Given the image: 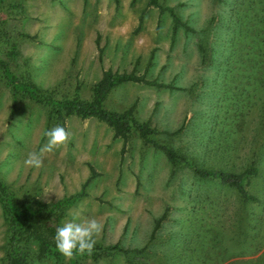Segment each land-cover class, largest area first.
Listing matches in <instances>:
<instances>
[{
  "label": "rangeland",
  "instance_id": "obj_1",
  "mask_svg": "<svg viewBox=\"0 0 264 264\" xmlns=\"http://www.w3.org/2000/svg\"><path fill=\"white\" fill-rule=\"evenodd\" d=\"M160 3L194 32L178 26L173 35L170 14H158L147 0H2L0 60L18 80L58 101L89 102L108 69L172 84L123 83L103 106L123 111L135 104L136 120L158 131L152 139L191 166L240 173L255 158L258 175L246 189L257 202L196 175L188 164L173 165L135 130L121 156L123 140L108 125L75 115L61 121L44 104L23 96L15 101L1 71L0 183L19 203L52 205L78 193L92 166L98 176L58 225L95 217L103 225L96 246L141 251L82 257L78 264H264V0ZM110 11L119 17L114 25ZM57 125L70 133L68 143L43 153L41 168L25 167ZM3 211L0 203V264L9 236ZM26 253V264H71L40 257L34 242Z\"/></svg>",
  "mask_w": 264,
  "mask_h": 264
},
{
  "label": "trees",
  "instance_id": "obj_2",
  "mask_svg": "<svg viewBox=\"0 0 264 264\" xmlns=\"http://www.w3.org/2000/svg\"><path fill=\"white\" fill-rule=\"evenodd\" d=\"M0 2H2V0H0ZM147 6L158 9L160 15L164 12L170 14L173 22V35L178 26L183 27L185 31L194 32L191 27L187 26L186 23L179 18L174 8L163 6L160 3V0H147ZM141 20L142 18L139 20V27L141 25ZM138 28H136L135 32ZM98 39L99 38L97 37L96 44H98ZM199 51L203 55L206 52L202 44L199 45ZM151 59L152 53L149 58V63L151 62ZM0 71L6 80L8 87L11 89L15 101H17L18 97L23 96L34 103L44 104L50 107L61 121H63L65 117L75 115L81 119L93 117L108 125L114 131L115 138L123 140V146L120 152L121 156H123L126 151L127 140L130 133L132 130H135L144 143L151 145L155 149L162 150L165 153L167 160L173 165L180 163L188 164V159L184 155H181L172 148L166 145H161L152 139L154 135L158 134V131L152 128L148 123H140L136 120L135 104L123 112H113L105 109L103 106V103L111 90L123 83L131 82L143 84L145 86L169 89L173 88L172 84H162L155 80H147L145 75H137L134 71L129 73H115L108 69L102 72L101 79L93 85L92 99L89 102L81 101L78 98H66L62 101H58L52 95L41 94L32 83L21 82L18 80L15 74L10 71L8 66L2 60H0ZM14 112L15 109L13 108L10 118L13 117ZM183 127L184 125L169 135L174 136L179 134ZM253 156H255V153ZM254 159L250 165L240 173H229L219 169H202L194 164H192V166L190 164L188 165L193 167L195 174L200 177L219 180L220 182L233 187L242 200L246 202H257V198L250 194L246 189L248 180L258 175V168ZM97 176L96 171L90 167V176L78 193L66 197L52 205L38 204L34 207H30L26 203H19L15 194L10 191L6 185L0 183V203L4 210L3 213L8 225L9 234L5 264H26V252L29 251L31 242L36 243L40 257L59 260L60 255L56 253L53 242V236L59 227V220L64 216V212L68 207L72 206L78 200L87 195L85 192L87 184ZM164 218L165 213L156 221L154 231L157 230ZM140 251L141 250L124 249L116 243L107 247L95 246L92 255H84L82 257H89L93 260H98L107 253L120 252L124 255H129L131 252ZM82 257H77L76 259L71 260V264H78L77 261Z\"/></svg>",
  "mask_w": 264,
  "mask_h": 264
},
{
  "label": "clouds",
  "instance_id": "obj_3",
  "mask_svg": "<svg viewBox=\"0 0 264 264\" xmlns=\"http://www.w3.org/2000/svg\"><path fill=\"white\" fill-rule=\"evenodd\" d=\"M44 135L47 143L40 150V154L30 152L24 160L27 168L39 169L43 166L41 155L53 152L55 149L66 145L69 141L70 133L65 127L57 125L46 131ZM103 231L102 223L95 217L85 218L76 222L67 221L59 226L53 236L54 248L65 260L71 261L84 255H92L97 237Z\"/></svg>",
  "mask_w": 264,
  "mask_h": 264
},
{
  "label": "crops",
  "instance_id": "obj_4",
  "mask_svg": "<svg viewBox=\"0 0 264 264\" xmlns=\"http://www.w3.org/2000/svg\"><path fill=\"white\" fill-rule=\"evenodd\" d=\"M145 13V12H144ZM159 14V13H158ZM134 18H135V15L134 16H132L131 17V20H134ZM140 18H142V16H140L138 19L140 20ZM108 19H109V23L111 24V25H114V24H116V23H118L119 21V17L118 16H114L113 15V13L110 11L109 12V15H108ZM138 23V26H137V28L139 27V22H137ZM159 24V20H157V25ZM98 37V36H97ZM99 38V37H98ZM97 39V38H96ZM110 44H114V42L113 41H110ZM100 78H99V80L101 79V77H102V74H101V76H99ZM98 80V81H99ZM97 81V82H98ZM96 82V83H97ZM115 89V88H114ZM114 89H112L111 90V92H113L114 91ZM110 94V93H109ZM108 94V95H109ZM106 99H107V97H106ZM106 99H105V101H106ZM104 101V102H105ZM132 105H134V104H132ZM132 105H130V106H132ZM106 109V108H105ZM126 109H124L123 111H125ZM111 111H113V109H111ZM123 111H118V110H114L113 112H123ZM122 146H123V144H122ZM122 148V147H121ZM121 152V151H120ZM121 154V153H120ZM90 167H92V166H90ZM90 167H89V169H90Z\"/></svg>",
  "mask_w": 264,
  "mask_h": 264
}]
</instances>
